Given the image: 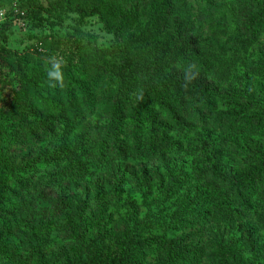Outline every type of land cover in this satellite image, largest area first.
I'll return each instance as SVG.
<instances>
[{"label": "rangeland", "instance_id": "1", "mask_svg": "<svg viewBox=\"0 0 264 264\" xmlns=\"http://www.w3.org/2000/svg\"><path fill=\"white\" fill-rule=\"evenodd\" d=\"M177 2H184L185 10ZM228 3L236 8L237 0H135L125 10L136 7L142 22L161 14L163 34L199 52L205 46L202 39L213 31L209 21L216 25L219 15L225 14L221 25L235 23L242 30L243 14L239 8L229 10ZM37 6L48 7V0H3L0 7L5 46L21 58L22 66L58 67L60 74H70V60L54 42L75 27L93 35L100 48L111 47L113 36L98 17L80 21L76 13L57 10L36 23L30 11ZM256 28L244 31L246 55L233 62L234 74L225 81L174 65L171 75L212 86L217 99L212 108L201 106L194 118H174L154 107L153 121L178 148L153 158H136L132 145H121L119 158L79 154L82 148L94 151L95 145H102L96 127L111 126L115 86L104 80L71 77L78 93L75 101H69V85L55 73L49 75L51 84L44 85V92L54 102L66 104L59 114L64 128L56 140L40 143L30 142L17 120L6 113L2 90L0 158H7L8 164L0 168L7 176L0 186V264H69L77 259L82 264L85 253L80 246L95 250L103 243H109L115 254L119 243L132 246L136 264H264V194L256 191L252 196L250 217L231 223L219 209L227 204L234 208V198L218 197L229 177L247 175L256 168L250 157L264 151V23ZM228 56L225 52L218 57ZM81 69L89 71L88 60ZM233 92L244 93V98L233 101L227 97ZM137 93L130 106L114 116L122 126L130 125L141 100ZM27 116L40 118L30 111ZM179 124L185 134L178 130ZM122 138H127L126 132ZM137 140L131 136L132 144ZM203 141L210 142L206 152L210 162L199 165L197 150ZM80 166L86 169L84 179L79 178ZM58 205L64 207V216L52 213ZM80 238L85 243L76 241ZM163 239L194 257L165 262Z\"/></svg>", "mask_w": 264, "mask_h": 264}, {"label": "trees", "instance_id": "2", "mask_svg": "<svg viewBox=\"0 0 264 264\" xmlns=\"http://www.w3.org/2000/svg\"><path fill=\"white\" fill-rule=\"evenodd\" d=\"M133 1L135 0H79L73 3L72 0H48V7L37 6L35 10L30 11V16L36 23L46 21L44 14L49 15L57 10L76 13L80 21L96 16L103 24L104 30L113 36V43L107 49L100 48L93 35L76 27L61 40L55 41L54 46L63 49L70 60L71 72L65 76L60 74L62 70L58 67L52 70L50 67L35 69L22 66L21 58L6 48L5 33L0 29L1 98L3 92H6L5 98H2L3 108L17 120L18 126L25 131L30 142L53 141L63 133L64 126L59 114L66 109V104L54 102L53 97L49 98L45 94L44 85L51 84L49 75L55 73L60 81H65L69 85L67 89L69 101H75L78 93L77 87L72 86L74 83L71 77L84 75V79L86 77L92 81L100 79L110 86H115V98L111 126H98L94 129L96 135L102 138V145L99 148L98 144L95 145L94 151L82 148L79 154L83 157L96 158L98 153H108L119 158L121 147L131 145L135 147L136 158H153L174 152L178 146L166 136L163 127L157 126L153 121V108L157 106L159 113H168L174 118L177 115L194 118L197 117L201 106L212 108L217 97L212 86L176 78L171 75V69L174 65H186L225 81L234 74L233 62L243 60L246 55L248 44L243 39L244 33L257 29L260 22L264 23V2L237 0L236 8L243 14L242 30L241 27L234 25L235 23L221 25L220 20L225 19V14L219 15L216 25L209 21L211 31L213 29L211 36L202 39L205 46L199 52H195L188 45H179L174 37L163 34L162 18L159 17L161 14L142 22L136 7L125 10ZM177 3L179 7L183 5L180 8L185 10L184 2ZM2 4L3 0L0 1V7ZM234 4L228 3L226 6L233 12L236 9L233 7ZM225 52L229 53L228 57H218ZM85 60H88L89 67V71L86 72L81 69V64ZM60 87L58 85L54 89V91L57 89L56 94H59ZM136 92L141 100L136 104L129 127L122 126L114 116L130 106ZM227 97L239 102L244 98V93L233 92ZM26 102L31 103L28 105L29 108L24 106ZM29 111L40 118H28ZM178 127L182 134L186 133L184 126L179 124ZM123 132L127 133V138H122L124 139L122 141L119 137ZM131 136L132 139L139 140L132 144ZM140 145H143V150H139ZM209 148L210 142L200 143L197 150L199 165L209 164L210 160L206 154ZM250 161L256 163V168L250 169L244 176H230L218 195L219 199L234 198V208L227 204L225 208L219 209L228 223L250 217L253 211L252 196L256 191L264 194V151L254 153ZM4 164H8V159L2 157L0 168ZM3 174L0 170L2 187L3 180L7 178ZM78 174L79 178L84 179L87 175L86 169L80 166ZM22 187L24 189V186ZM26 199L30 203V196ZM51 211L55 215H65V209L61 205L52 208ZM76 241L83 244L86 239L80 238ZM161 243V255L165 262L180 261L181 257L187 259L194 257L191 252H178L175 246L165 239L161 240ZM217 246L224 250L220 243H217ZM117 247L115 254L109 243H103L101 249L95 250H89L82 245L80 248L85 253L82 264H136L133 258L135 249L132 246L119 243ZM69 264L81 263L77 259Z\"/></svg>", "mask_w": 264, "mask_h": 264}, {"label": "built area", "instance_id": "3", "mask_svg": "<svg viewBox=\"0 0 264 264\" xmlns=\"http://www.w3.org/2000/svg\"><path fill=\"white\" fill-rule=\"evenodd\" d=\"M4 18V14L0 11V21Z\"/></svg>", "mask_w": 264, "mask_h": 264}]
</instances>
